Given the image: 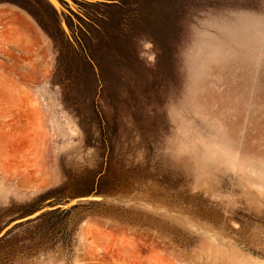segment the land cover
Returning <instances> with one entry per match:
<instances>
[{
  "label": "rangeland",
  "instance_id": "rangeland-1",
  "mask_svg": "<svg viewBox=\"0 0 264 264\" xmlns=\"http://www.w3.org/2000/svg\"><path fill=\"white\" fill-rule=\"evenodd\" d=\"M0 80V264H264V0H0Z\"/></svg>",
  "mask_w": 264,
  "mask_h": 264
},
{
  "label": "water",
  "instance_id": "water-1",
  "mask_svg": "<svg viewBox=\"0 0 264 264\" xmlns=\"http://www.w3.org/2000/svg\"><path fill=\"white\" fill-rule=\"evenodd\" d=\"M63 205L60 204V205H55V206H52V207H44V208H41L40 210H37L35 211L34 213L30 214V215H27L25 217H22V218H19V219H16L14 221H12L10 224H8L3 230L0 231V238L9 230L11 229L13 226H15L16 224L18 223H21L23 221H26L28 219H31V218H34L36 216H38L39 214H41L42 212L48 210V209H56L58 207H62Z\"/></svg>",
  "mask_w": 264,
  "mask_h": 264
},
{
  "label": "bare ground",
  "instance_id": "bare-ground-1",
  "mask_svg": "<svg viewBox=\"0 0 264 264\" xmlns=\"http://www.w3.org/2000/svg\"><path fill=\"white\" fill-rule=\"evenodd\" d=\"M21 51L25 52V49H22ZM8 93L9 91L6 88L4 81L0 80V96H6Z\"/></svg>",
  "mask_w": 264,
  "mask_h": 264
}]
</instances>
